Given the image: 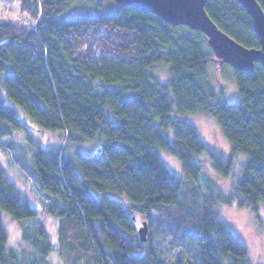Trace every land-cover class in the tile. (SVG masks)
I'll return each instance as SVG.
<instances>
[{"label": "trees", "instance_id": "1", "mask_svg": "<svg viewBox=\"0 0 264 264\" xmlns=\"http://www.w3.org/2000/svg\"><path fill=\"white\" fill-rule=\"evenodd\" d=\"M9 1L18 6H5L10 18L0 19V86L30 120L0 95V140L26 132L29 147L14 142L15 161L45 195L44 209L58 220L59 234L51 238L0 164V263L52 264L50 257L63 251L69 264H183L165 259L159 230L177 236L173 246L192 243L197 264H254L223 218L220 197L204 195L198 177L208 164L233 179L229 201L255 212L264 204L262 63L250 74L228 63L217 69L221 79L229 71L236 82L240 98L229 101L209 73L216 62L201 31L117 0ZM84 2L94 8L74 11ZM258 2L264 9V0ZM206 10L237 41L260 46L253 18L238 0H208ZM160 65L169 70L166 80L156 74ZM200 111L217 121L234 155H246L241 173L233 154L213 150L200 137L189 117ZM35 124L41 132L62 131L64 145L33 141L27 132ZM85 141L99 147L78 150ZM165 152L180 161L189 191ZM110 192L125 195L147 218L146 254L134 253L145 243L134 238L136 215ZM186 193L195 196L190 211L179 206ZM200 196L206 198L198 203ZM1 211L23 221L32 249L8 247Z\"/></svg>", "mask_w": 264, "mask_h": 264}, {"label": "rangeland", "instance_id": "2", "mask_svg": "<svg viewBox=\"0 0 264 264\" xmlns=\"http://www.w3.org/2000/svg\"><path fill=\"white\" fill-rule=\"evenodd\" d=\"M11 2L9 0H0V19H9L10 16H7V13L3 11L5 6H9ZM18 4L11 3L12 10H16ZM15 7V8H14ZM93 9V5H90L88 2L79 3L74 11L79 9ZM17 13L14 12L13 16ZM12 16V17H13ZM213 63V62H212ZM226 70V69H225ZM216 63L212 64L209 73L214 79V85L218 92H222L226 99L229 101L238 100L239 91L236 85V82L233 79V75L220 77L219 72L217 71V75L221 83L216 80ZM156 74L162 80H166L169 76V70L166 66L160 65L156 69ZM0 95L5 99V101L11 105H14L18 116L23 119L24 122H29L30 117L24 114L21 108L14 104L7 94L5 93L4 87L0 86ZM22 115V116H21ZM190 120L195 124L197 131L200 137L206 141L213 150L230 157L233 154V157L237 159V164L235 167L239 168V172L241 173L242 163L247 157L246 155L232 153L230 149V144L228 140L225 138L219 124L217 121L208 116L203 112H196L190 114ZM25 131L16 130L12 136L4 137L0 140V164L5 171L6 177L13 181L17 187L22 192L23 196L30 200L31 204L34 208L38 210L40 213V217L45 223V228L48 231L51 238L54 240L58 237L59 234V222L58 220L48 214L46 209H44V197L41 190L38 188L37 183L30 180L22 170L17 166L15 161V154L13 144L15 142L16 147L28 148L27 144V136L25 135ZM30 135L33 141L38 142L39 144L43 143L45 146L52 147L53 149H58L65 143V138L62 136V131H47L41 132L37 125L35 124V128L29 126V132L27 135ZM78 150L82 152H93L97 150L99 144L93 141H85L75 145ZM164 158L166 159L170 170L179 178H184L183 169L180 161L169 153H163ZM242 161V162H241ZM204 171L198 177L199 184L202 185L200 191L217 194V198L220 197L219 206L221 208V214L224 219H226L235 231L238 233L241 241L248 247L250 260L254 264H264V204H259L257 212L249 208H241L237 205L236 201H229V196L231 195V186L233 183V179L231 177H224L220 173L217 172L213 167L205 164L203 166ZM184 180V179H183ZM188 179L184 180L183 186H186V189L192 188V183ZM215 189V190H214ZM219 189V190H218ZM214 191V192H213ZM111 195H114L128 210L131 211L132 214H135L137 220L140 224L147 218L135 211V209L131 207V203L129 199L120 193L110 192ZM204 194V193H203ZM230 194V195H229ZM205 195V194H204ZM195 198V196H193ZM193 197L186 193L183 195L181 199V203L179 206L190 211V205L193 202ZM206 198V197H204ZM200 196L197 200L198 203L204 199ZM157 212L156 210L154 213ZM3 222L8 235V247L16 250L26 251L30 250L31 244H26L23 239V221L13 218L8 212L1 211ZM29 224H34L35 221H28ZM34 226V225H33ZM157 237H162L165 241L160 242L159 246H162L165 249L166 254L163 256L165 259H177L182 258L183 264H195L196 259L194 258V245L192 243H184V244H174V240L176 239L173 236L172 232H164L160 233L158 230ZM134 238L139 240V233L137 232ZM159 239V238H158ZM164 244V246L162 245ZM8 248V253H9ZM150 250V245L148 242H145L142 247L137 248L134 253L136 254H146ZM52 264H69L68 255L62 251L61 256L58 258L52 255L50 257ZM1 264V263H0ZM20 264H27L24 262V258L20 261ZM197 264V263H196Z\"/></svg>", "mask_w": 264, "mask_h": 264}, {"label": "water", "instance_id": "3", "mask_svg": "<svg viewBox=\"0 0 264 264\" xmlns=\"http://www.w3.org/2000/svg\"><path fill=\"white\" fill-rule=\"evenodd\" d=\"M253 18V25L260 37L259 47H248L222 30L206 10L208 0H117L119 4L153 12L165 22L189 26L206 35L207 44L214 52L217 69L228 63L248 74L255 69L256 62L264 66V9L258 0H238ZM140 240L148 237V223L136 221Z\"/></svg>", "mask_w": 264, "mask_h": 264}]
</instances>
